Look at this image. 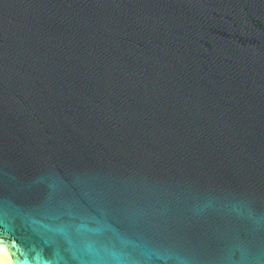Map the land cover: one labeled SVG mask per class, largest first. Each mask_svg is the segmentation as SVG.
Returning a JSON list of instances; mask_svg holds the SVG:
<instances>
[{
	"label": "water",
	"instance_id": "water-1",
	"mask_svg": "<svg viewBox=\"0 0 264 264\" xmlns=\"http://www.w3.org/2000/svg\"><path fill=\"white\" fill-rule=\"evenodd\" d=\"M0 247L264 264V0H0Z\"/></svg>",
	"mask_w": 264,
	"mask_h": 264
},
{
	"label": "clouds",
	"instance_id": "clouds-1",
	"mask_svg": "<svg viewBox=\"0 0 264 264\" xmlns=\"http://www.w3.org/2000/svg\"><path fill=\"white\" fill-rule=\"evenodd\" d=\"M90 254H96L97 250L92 247L88 246L86 249ZM16 255L17 260L16 264H52V261L45 258L42 254L39 252H31L25 251L21 248H16ZM13 254V253H12ZM113 257H116V253H112Z\"/></svg>",
	"mask_w": 264,
	"mask_h": 264
},
{
	"label": "bare ground",
	"instance_id": "bare-ground-1",
	"mask_svg": "<svg viewBox=\"0 0 264 264\" xmlns=\"http://www.w3.org/2000/svg\"><path fill=\"white\" fill-rule=\"evenodd\" d=\"M11 256L7 248L0 247V264H10Z\"/></svg>",
	"mask_w": 264,
	"mask_h": 264
}]
</instances>
